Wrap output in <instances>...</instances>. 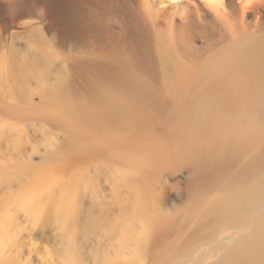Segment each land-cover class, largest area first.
Listing matches in <instances>:
<instances>
[{
	"label": "rangeland",
	"instance_id": "obj_1",
	"mask_svg": "<svg viewBox=\"0 0 264 264\" xmlns=\"http://www.w3.org/2000/svg\"><path fill=\"white\" fill-rule=\"evenodd\" d=\"M124 12L121 0H0V219L11 222L0 264H213L254 228L264 170L254 178L260 187L229 186L190 205V169L173 152L169 131L150 139L157 146L142 178L96 148L56 156L69 135L33 108L43 91L63 82L71 98L88 100L89 80L117 84L96 75L87 64L92 54L128 55L147 67L134 27L120 34L111 26ZM141 79L154 90L160 81ZM129 145L128 154L142 151L136 138ZM46 170L56 176L39 185L35 176ZM220 202L227 203L217 208ZM255 235L259 241L231 264H264V233Z\"/></svg>",
	"mask_w": 264,
	"mask_h": 264
},
{
	"label": "bare ground",
	"instance_id": "obj_2",
	"mask_svg": "<svg viewBox=\"0 0 264 264\" xmlns=\"http://www.w3.org/2000/svg\"><path fill=\"white\" fill-rule=\"evenodd\" d=\"M134 1L140 4L136 7ZM167 1L121 0L126 18L111 24L120 34L134 27L147 67L137 66L128 55L92 54L86 63L96 75L118 79L117 84L89 80L88 100L71 98L63 82L43 91V102L33 108L59 121L69 135L56 156L96 148L142 178L157 146L150 139L157 130L169 131L173 152L190 169V205L229 186L260 187L254 178L264 170V0ZM144 76L160 79L156 90ZM163 94L171 97L170 103ZM132 138L142 143L139 154H128ZM55 176L46 170L35 180L43 185ZM244 206L236 207L235 219ZM262 206L252 231L213 264L238 261L248 245L259 241L255 232L264 233ZM10 224V217H1L0 248Z\"/></svg>",
	"mask_w": 264,
	"mask_h": 264
}]
</instances>
